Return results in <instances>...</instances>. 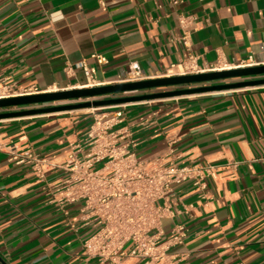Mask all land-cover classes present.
I'll return each mask as SVG.
<instances>
[{"label": "crops", "instance_id": "1", "mask_svg": "<svg viewBox=\"0 0 264 264\" xmlns=\"http://www.w3.org/2000/svg\"><path fill=\"white\" fill-rule=\"evenodd\" d=\"M103 2L104 5L101 4ZM180 15L202 22L191 51L181 42ZM190 52L207 68L253 56L264 65V0H0V80L15 88H82L81 62L105 85L126 79L138 62L152 79ZM93 55L107 59L98 65ZM91 110L0 120V258L6 264H97L82 256L90 230L74 231L31 165L10 162L9 147L65 160L69 142L93 121ZM4 112V111H0ZM126 126L140 159L224 169L207 198L175 186L166 236L184 224L176 264H264V87L128 104ZM236 163L235 168H227ZM60 171L48 174L59 182ZM127 264H135L130 261Z\"/></svg>", "mask_w": 264, "mask_h": 264}, {"label": "built area", "instance_id": "2", "mask_svg": "<svg viewBox=\"0 0 264 264\" xmlns=\"http://www.w3.org/2000/svg\"><path fill=\"white\" fill-rule=\"evenodd\" d=\"M102 5L103 2H101ZM181 42L191 51L193 35L202 27L195 16L180 15ZM98 65L107 63L103 56L93 55ZM253 56L238 65L219 61L202 68L198 56L190 52L180 64L171 65L161 76H187L207 72L262 66ZM81 70L86 79L82 88L104 86L97 80V69L81 62L67 66L66 73L74 76ZM138 62L130 64L126 79L116 83L141 82L152 79ZM54 91H61L54 90ZM53 92L37 86L15 88L0 80V100ZM127 105L91 109L93 121L86 132L69 142V150L62 163L51 157H40L26 148L16 151L9 147V160L16 165H31L37 178L45 179L47 192L63 214L70 220L71 207L78 208V216L69 225L74 231L90 230L82 242V256L97 264H176L175 250L185 244L188 230L177 224L166 236L163 223L180 211L172 204L175 186L191 185L200 198H207L210 182L216 183L226 168L210 163L180 165L160 157L140 159L137 142L126 126ZM264 160V159H263ZM236 163L227 168H235ZM60 171L59 182L48 183V174Z\"/></svg>", "mask_w": 264, "mask_h": 264}, {"label": "water", "instance_id": "3", "mask_svg": "<svg viewBox=\"0 0 264 264\" xmlns=\"http://www.w3.org/2000/svg\"><path fill=\"white\" fill-rule=\"evenodd\" d=\"M256 87H264V65L1 99L0 111L4 112L0 113V120L232 92ZM0 264L6 263L0 258Z\"/></svg>", "mask_w": 264, "mask_h": 264}]
</instances>
